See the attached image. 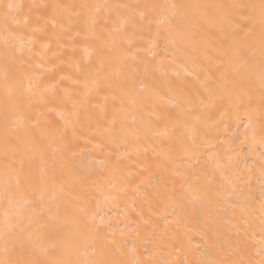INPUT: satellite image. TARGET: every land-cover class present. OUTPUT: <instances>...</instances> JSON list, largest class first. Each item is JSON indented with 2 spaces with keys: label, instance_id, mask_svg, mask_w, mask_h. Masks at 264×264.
Listing matches in <instances>:
<instances>
[{
  "label": "bare ground",
  "instance_id": "6f19581e",
  "mask_svg": "<svg viewBox=\"0 0 264 264\" xmlns=\"http://www.w3.org/2000/svg\"><path fill=\"white\" fill-rule=\"evenodd\" d=\"M262 5L0 0V261L264 264Z\"/></svg>",
  "mask_w": 264,
  "mask_h": 264
},
{
  "label": "snow or ice",
  "instance_id": "6c2138e0",
  "mask_svg": "<svg viewBox=\"0 0 264 264\" xmlns=\"http://www.w3.org/2000/svg\"><path fill=\"white\" fill-rule=\"evenodd\" d=\"M14 6L12 4H9L7 5V8L8 9H12ZM262 8H264V5H262ZM125 244H128L129 242L125 241L124 242ZM130 251L132 253V256L133 258L128 262V264H140V262L138 260L135 259V252H136V249H135V246L132 245L130 247ZM0 264H21V262L17 261V262H5V261H0Z\"/></svg>",
  "mask_w": 264,
  "mask_h": 264
}]
</instances>
